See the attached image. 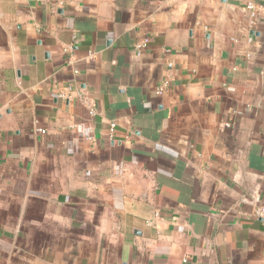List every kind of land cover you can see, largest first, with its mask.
I'll list each match as a JSON object with an SVG mask.
<instances>
[{
    "label": "crops",
    "instance_id": "1",
    "mask_svg": "<svg viewBox=\"0 0 264 264\" xmlns=\"http://www.w3.org/2000/svg\"><path fill=\"white\" fill-rule=\"evenodd\" d=\"M258 209L264 0H0V264H264Z\"/></svg>",
    "mask_w": 264,
    "mask_h": 264
},
{
    "label": "built area",
    "instance_id": "2",
    "mask_svg": "<svg viewBox=\"0 0 264 264\" xmlns=\"http://www.w3.org/2000/svg\"><path fill=\"white\" fill-rule=\"evenodd\" d=\"M246 9L250 12L251 15V26H254L257 24V20H258V12L256 10V7L253 3H248L246 6ZM150 40L149 39H145L143 42L138 43L136 45V49L137 50H142L144 47H146L149 44ZM165 87H161L158 91V93L160 95H162L165 92ZM89 108H91L90 105H88ZM92 110V109H91ZM78 127L80 128V126H75V128ZM84 139L88 142L95 140V134H94V129L92 126L87 127L86 129H84L83 133H82ZM256 215L260 218L264 219V209H258L256 212Z\"/></svg>",
    "mask_w": 264,
    "mask_h": 264
},
{
    "label": "water",
    "instance_id": "3",
    "mask_svg": "<svg viewBox=\"0 0 264 264\" xmlns=\"http://www.w3.org/2000/svg\"><path fill=\"white\" fill-rule=\"evenodd\" d=\"M249 193H251V194H252V191H251V192H249Z\"/></svg>",
    "mask_w": 264,
    "mask_h": 264
}]
</instances>
